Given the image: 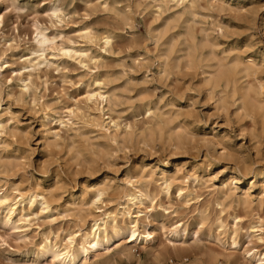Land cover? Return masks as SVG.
<instances>
[{
	"label": "rangeland",
	"instance_id": "1",
	"mask_svg": "<svg viewBox=\"0 0 264 264\" xmlns=\"http://www.w3.org/2000/svg\"><path fill=\"white\" fill-rule=\"evenodd\" d=\"M58 2L62 19L52 15ZM37 22L57 34V44L89 50L98 62L65 57L59 68L35 71L31 90L22 92ZM83 27H92L93 40L81 37ZM105 32L112 34L107 47ZM49 52L51 59L57 54ZM0 66V119L6 126L0 133V189L7 187L16 199L23 191H42L57 209L37 218L36 204L29 216L15 219L18 229L1 219L0 264H33L45 235L54 239L63 237L62 228L77 230L80 212L89 213L91 224L121 208L128 181L141 174L157 187L148 214L141 213L156 239L147 250L141 242L128 244L130 259L115 255L118 247L111 250L119 264H249L243 249L225 251L216 240L218 221L224 220L226 238L237 224L235 213L242 217L244 245L264 252V240L249 243L246 235L249 222L264 219V115L256 107L264 103V0H0ZM97 75L116 94L118 143L90 122L91 115L107 117L84 99ZM69 118L75 125L60 124ZM163 175L172 181L169 195L161 189ZM232 177L240 178L232 188L238 195L249 191L253 205L228 199L224 208L217 204L219 187ZM99 186L109 191L104 202L93 204ZM180 189L190 196L180 197ZM131 210L135 215L137 208ZM199 210L207 217L203 226ZM174 225L187 226L193 235L168 240ZM43 260L37 261L58 264Z\"/></svg>",
	"mask_w": 264,
	"mask_h": 264
},
{
	"label": "bare ground",
	"instance_id": "2",
	"mask_svg": "<svg viewBox=\"0 0 264 264\" xmlns=\"http://www.w3.org/2000/svg\"><path fill=\"white\" fill-rule=\"evenodd\" d=\"M174 1L178 5L184 4L186 2H192V0H174ZM51 10H52V15L54 17L62 19V14L64 13V11L60 7L59 2L56 3ZM91 28L83 27V29L81 30V37L90 41L93 40L96 34L94 35V32ZM51 35L47 33L46 28L42 27L41 24H39L38 22L36 23V36H35L36 48L34 51H32L33 57L31 56V58L28 59V64L22 68L25 70L24 72H26L23 73L20 79L22 83L21 84L22 92H29L31 90L34 79V78L32 79V77L34 76L33 74L35 71H40L42 70L43 67H47L51 65H54L56 66V68H59L62 65L61 62H63V59L65 57L76 59L84 65H87V62H92V61L94 63L98 62V59L91 56V54L88 52L89 50L87 51L85 49L64 47L60 44H57L56 42L57 34L56 36L55 35L51 36ZM102 39L104 46L107 47L111 44L112 34L110 32H105L103 34ZM49 51H57V54H55L54 52L51 54L53 59L48 58V56L50 55ZM1 69L2 66H0V70ZM249 70H250V65H245L243 67V71L249 73ZM93 84H94V88L87 90V92L84 95V99L87 102L88 107L94 105L95 106L94 108L98 110L100 114L104 113V115L106 114L107 117L103 118L102 115H91L90 122L92 125H94L99 130H101L106 136H108L110 140H112L115 143H118L122 137L121 136L122 123L120 122V115L115 108L116 102L114 97L116 94L112 92L113 91L112 89L110 90V88H108L106 81L100 75L94 77ZM247 88L248 87H246V90ZM256 107L257 109L261 110L264 115V103H259L256 105ZM51 108H52V104H51ZM75 110L76 109L71 108L68 111L71 114H75ZM84 113L86 114V112ZM2 121L3 120L0 119V133L6 132V126L4 125L5 123H3ZM59 122L61 125H65V126L70 124L75 125L74 121H72L70 118L67 120V122L63 120H59ZM77 128L75 130H77ZM59 132H60L59 130L58 131L56 130L53 133V136L55 138L54 140L55 142H53L54 143L53 145L55 144L56 146L59 145L58 137L61 134V133L59 134ZM178 137L180 139V135H178ZM177 139L176 142H178ZM1 140L0 143L4 144L2 143ZM160 179L162 180V186H161L162 191L166 195H169L172 186L171 178H168L167 176L163 175ZM239 179L237 177H232L230 180L222 182L221 187H219L220 194L217 202L218 205L224 208L226 206L225 202L227 199L232 203L244 204L246 206L253 205V200L250 198L249 191L244 192L242 195H238L236 189L232 188L233 183L235 184L239 183ZM128 183H129V188L123 193L124 202L121 208L117 209L116 211L113 210L111 212L106 213L104 218L91 219V224H87V221L89 219L88 217L89 213L87 214L84 212H80L81 214L77 215V219L79 222V226L77 230H66L62 228L60 232L63 233V237H61L60 236L61 233H59L54 235V239H50L49 235H45L44 241L39 245L38 252L36 253L37 260L40 258H44V260L46 261L51 260L53 262H58V264H101V263L119 264V262L116 261L115 258L110 253L111 250H114L116 247H118L119 250H116V252L114 251L115 255L119 254V256H124V258L127 259H130L132 253V247L128 245L130 243H135L134 246H137L136 243L141 242L142 248L144 250L153 247L154 244L152 246H150V244L155 242L156 230L155 228L152 229V227H149L148 223L146 224L141 221V219H143L141 213L146 212V214H148L147 211L149 206L148 203H152L155 201L156 198L155 193L157 192L155 189L157 187L156 185L153 184V180L150 177V175L147 176L146 174H141V176L135 177L134 179H130ZM108 191L109 190L107 186L106 187L99 186L95 189L93 193V197L90 200L92 201L93 204L104 202L105 201L104 197L106 196ZM23 192L22 193L20 192L19 199L18 198L16 199V198H12V191L7 187L0 189V221L1 219H4L3 220L4 223L10 226L12 229H18V226L15 225L16 222L15 219L18 217L20 221L23 219V217L29 216L31 213H33L32 211L36 204L40 205V212L36 213V211H34L37 218H39L40 214H44L45 212L54 213L57 210L56 208H53L54 206L51 205V201H50L51 199L48 197L49 196L48 194L45 195V193L42 191H34V190L29 191L28 193L25 194ZM179 196L189 197L190 194L184 192L183 189H180ZM261 196L264 197V183H263V190L261 191ZM85 197L87 198V196ZM132 205L137 208L135 212L136 214L134 213L135 215H133V212L131 210ZM67 208L71 210V208L69 207ZM70 213L72 212H69V214ZM198 216L200 218L198 224L200 226H203L206 223V218H207L206 215L204 214V211L199 210ZM233 218L237 220L236 221L237 224L228 231L226 238L222 236V231H221V229L225 227L224 220L220 219L216 225V229L217 231H219V235L216 237V240L219 243L220 247L225 251H229V250L237 251L239 248H241L243 249L244 257L245 259H248L249 264H264V252L257 250L255 246L252 247L245 246L244 242H242L239 236L240 228H238V221H240L242 217L239 216L237 213H235ZM200 228L195 231V234L198 235V238L202 237L200 234V230H201ZM161 229H165V226L161 225ZM187 230H188L187 226L174 225L173 228L169 229V236H171L172 238L168 237V240L172 241L179 238L182 241H184L183 239L190 235L187 232ZM192 235L193 234H191L190 236ZM246 235L249 238V243L253 242V239H257L260 241L264 240V219L261 216H257V219L255 221L249 222V224L246 227ZM119 239L120 240L123 239V241L125 240L123 246L116 244ZM103 249L108 251L107 253H103L104 258L101 261L100 259L98 261V258L97 260H92V257L96 258L100 254L101 250L103 252ZM158 255L165 258L169 254L158 253ZM160 256H158L157 259L160 260L159 258ZM179 256H181V254H179L177 257ZM37 260H35L33 264H41V262L40 261L38 262ZM179 264H187V263H179Z\"/></svg>",
	"mask_w": 264,
	"mask_h": 264
}]
</instances>
